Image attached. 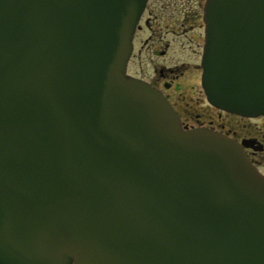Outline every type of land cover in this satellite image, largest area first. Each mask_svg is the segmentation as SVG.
Segmentation results:
<instances>
[{
  "label": "water",
  "instance_id": "95a60500",
  "mask_svg": "<svg viewBox=\"0 0 264 264\" xmlns=\"http://www.w3.org/2000/svg\"><path fill=\"white\" fill-rule=\"evenodd\" d=\"M145 0H0V264H264V175L125 72ZM200 84L264 115V0H204Z\"/></svg>",
  "mask_w": 264,
  "mask_h": 264
},
{
  "label": "flooded vegetation",
  "instance_id": "af4514ba",
  "mask_svg": "<svg viewBox=\"0 0 264 264\" xmlns=\"http://www.w3.org/2000/svg\"><path fill=\"white\" fill-rule=\"evenodd\" d=\"M204 0H145L131 36L125 72L158 90L181 127H203L242 145L264 175V115L247 116L209 102L200 84Z\"/></svg>",
  "mask_w": 264,
  "mask_h": 264
}]
</instances>
